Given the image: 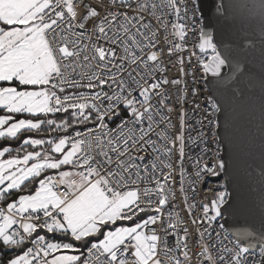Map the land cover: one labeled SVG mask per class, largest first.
<instances>
[{
    "label": "snow or ice",
    "instance_id": "1",
    "mask_svg": "<svg viewBox=\"0 0 264 264\" xmlns=\"http://www.w3.org/2000/svg\"><path fill=\"white\" fill-rule=\"evenodd\" d=\"M239 8L0 0V264H264V0Z\"/></svg>",
    "mask_w": 264,
    "mask_h": 264
},
{
    "label": "water",
    "instance_id": "2",
    "mask_svg": "<svg viewBox=\"0 0 264 264\" xmlns=\"http://www.w3.org/2000/svg\"><path fill=\"white\" fill-rule=\"evenodd\" d=\"M233 4V10L237 13L240 12L239 5L247 3V4H252L256 2V0H231ZM247 16V14H245ZM259 17L258 16H253L252 18L248 19L247 26L250 27L251 29H254L257 33L259 32ZM259 61L257 60L255 62V65L253 67V73H254V83L251 88H248L246 91V99L242 103L240 111L244 116V123L245 126L248 127L252 132L256 135H258V126L260 123V103H259V96H260V87H259ZM242 87L244 85L242 84ZM257 161H258V156H257ZM260 195L259 187H258V182L256 184V189L253 193H247L246 196H248L250 199H255L258 201ZM245 217H233V218H228L229 224L230 225H235L239 221L242 223L244 221ZM235 230V229H233Z\"/></svg>",
    "mask_w": 264,
    "mask_h": 264
},
{
    "label": "built area",
    "instance_id": "3",
    "mask_svg": "<svg viewBox=\"0 0 264 264\" xmlns=\"http://www.w3.org/2000/svg\"><path fill=\"white\" fill-rule=\"evenodd\" d=\"M174 71H175V70H173V72H174ZM205 187H207V186H205ZM207 194H208L209 196L211 195L210 193H207ZM200 195L203 196V195H205V193H204V192H201Z\"/></svg>",
    "mask_w": 264,
    "mask_h": 264
},
{
    "label": "crops",
    "instance_id": "4",
    "mask_svg": "<svg viewBox=\"0 0 264 264\" xmlns=\"http://www.w3.org/2000/svg\"><path fill=\"white\" fill-rule=\"evenodd\" d=\"M5 158H7V157H5Z\"/></svg>",
    "mask_w": 264,
    "mask_h": 264
}]
</instances>
